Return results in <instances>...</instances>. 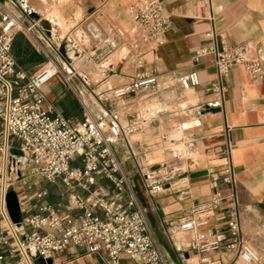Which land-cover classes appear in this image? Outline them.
<instances>
[{
  "label": "crops",
  "instance_id": "0c3cea01",
  "mask_svg": "<svg viewBox=\"0 0 264 264\" xmlns=\"http://www.w3.org/2000/svg\"><path fill=\"white\" fill-rule=\"evenodd\" d=\"M9 1L20 9V14L25 13L22 22L27 26L34 25L39 32L35 35L39 44L49 54L48 38L38 23L26 14L22 4L47 18L55 34L62 40L70 39L76 49L78 43L86 42L82 28L88 19L122 38L125 45L104 64V68L116 67V73L96 72L91 78L94 87L88 92L87 99L85 86L91 81L88 76L84 74L81 78L82 86H70L63 78V82H55L54 77L41 88L44 106H54L70 120H81L88 114L93 118L113 114L122 127L132 118H147L141 131L126 136L114 147V152L146 215L152 239L167 261L170 264H204L202 260L205 259L238 264L234 253L225 248L230 199L236 202L242 245L245 246L248 238L251 242L261 240L263 243L257 256L264 260V237L259 232V225H264V0H209V4L208 0H160L167 17V29L162 44L140 45L144 60L141 68L130 61V50L126 46L137 31L128 9L138 0ZM67 24L70 26L68 31L63 36L58 35ZM207 32H211L210 38L205 36ZM17 34L22 35L42 58L31 71H23L30 78L43 68L45 58L30 37ZM245 43L255 46L262 61V75L253 79L241 67L232 68L222 102L216 106L213 103L215 97L209 91L215 69L208 61L195 64L194 54L212 44ZM73 67H78V63ZM73 67L68 65V74ZM191 71L197 73L199 85L182 91L177 79ZM140 73L155 75L161 83L160 89L139 92L123 102L112 97L113 89L129 83ZM162 137L166 138L163 143ZM166 144L171 147L167 148ZM146 151L150 153L145 158ZM159 152L164 153L162 160H156ZM128 154L131 156L126 160ZM148 163L165 166L171 177L163 185L164 190L153 196L145 191L142 182ZM225 168L231 169L233 182L224 184L219 180L217 188L213 189L210 174H220ZM199 172H206V175L193 177ZM90 187V191L112 194L111 184L102 178ZM214 191H219L224 200L207 225L195 233H170V226L177 224L191 208L207 201ZM180 192L185 195L180 196ZM73 196L58 204L60 212L79 214L68 210ZM40 203L29 197V213H38ZM42 232L53 233L49 228ZM196 233H212L209 241L218 240L219 248L204 252L191 249ZM177 234L183 236L178 238ZM16 263L17 258L8 254L0 260V264ZM33 263L111 264L104 251L90 253L80 246H69L46 261L36 258ZM118 264L142 263L121 256Z\"/></svg>",
  "mask_w": 264,
  "mask_h": 264
},
{
  "label": "built area",
  "instance_id": "2783aa9c",
  "mask_svg": "<svg viewBox=\"0 0 264 264\" xmlns=\"http://www.w3.org/2000/svg\"><path fill=\"white\" fill-rule=\"evenodd\" d=\"M128 13L137 31L126 46L130 50V61L141 68L144 60L140 45L162 44L167 17L160 0H138L129 7ZM82 29L86 42L77 44V61L80 60L84 66L92 65V70L97 73L115 74L116 67L109 65L104 68V64L125 45L122 38L91 19L83 23ZM17 33L30 37L45 58L43 68L30 78L16 69L11 54V43ZM38 34L34 25L27 26L20 20L13 2L0 1V136L5 142L6 152L10 141L27 162L31 175L48 181L59 179L66 185L76 184L87 195L72 197L68 210L79 212L72 215L60 212L59 205L48 204L45 201L47 192L39 191L33 196L41 202L38 213L31 214L27 206L29 198H20V193H17L21 219L16 227L7 213L6 190L0 187V260L8 254L17 258L16 264H34L36 258L46 261L69 246H80L90 253L104 251L111 264H118L121 256L142 264H170L154 243L146 215L114 152V147L126 136L141 131L147 118H132L127 126L122 127L113 114H104L99 118L88 114L81 120H70L54 106H44L42 86L61 73L56 60L39 44L35 36ZM205 36L210 38L212 34L207 32ZM193 61L195 64L208 61L215 69V79L209 91L215 97L213 103L216 106L222 102L232 68L241 67L253 79L262 75V61L251 43L202 47L195 52ZM71 70L74 69L68 72ZM177 81L182 91L199 85L195 71L179 76ZM160 87L161 83L155 75L140 73L129 83L113 89L112 97L123 102L139 92L159 90ZM165 141L166 138L162 137L161 142ZM149 153L146 151L144 157ZM130 156L126 155V160ZM147 166L142 176L143 188L153 196L164 190L163 185L171 177L165 166L149 163ZM14 169L12 175L17 173V166ZM99 178L111 184L112 194L89 190ZM219 180L231 184V169L210 174L213 189L217 188ZM184 195L180 192V196ZM223 200L222 194L214 191L207 201L191 208L177 224L170 226V233L197 232L207 225ZM227 208L228 242L225 248L232 251L241 264H264L255 252L242 245L236 202L230 199ZM44 228L53 233L42 232ZM212 236V233H196L190 248L202 252L218 249V240L209 241ZM202 261L204 264H222L220 260Z\"/></svg>",
  "mask_w": 264,
  "mask_h": 264
},
{
  "label": "rangeland",
  "instance_id": "374dc122",
  "mask_svg": "<svg viewBox=\"0 0 264 264\" xmlns=\"http://www.w3.org/2000/svg\"><path fill=\"white\" fill-rule=\"evenodd\" d=\"M19 10H20L19 8L16 9V14L21 15L20 20L23 21V19L26 18L25 17L26 15L24 12H23V15L20 14ZM69 27H70L69 24H67L64 27V30L62 31V33H59L58 35L63 36L68 31ZM59 38L61 39V37ZM49 49L51 53L50 55L55 58L58 69L61 73V75L59 74L56 76V78L54 79L55 82H63L62 80V76H63V78L66 80V83L68 85L74 86L76 84L78 86H82L83 83L81 81L82 80L81 78L84 76V74H87L88 78L91 79L93 75L96 73L95 71L92 70V65L84 66L81 62L79 67H76V68L73 67L74 70H71V72L68 74L67 73L68 65L65 64V62L56 52V49L54 48L52 44L50 45ZM85 87L87 90V94L85 95V98L87 99L88 92H90V89L94 87L93 79H91V81L88 82V86H85ZM1 128L2 127L0 124V132H1ZM4 144L5 142L0 136V184L2 181V168H3V162H2L3 153L1 149L4 147ZM8 146H9L8 153H7L8 157L9 158H13V156L15 157L13 158L14 160L12 162V172L15 170L14 167L17 166V173L15 175H12V174L10 175L8 179V184L12 190L18 191L21 197L34 198L33 196H35V194H37L39 191L45 190L48 192L49 189H52V190L58 189L61 193V198H62L61 203H62L64 201H69L72 195L74 196L75 195H80V196L87 195V192L83 190L80 186H77L76 184L71 183V184L66 185L63 182H61L59 179H56L54 181H48L45 179H41L37 176L31 175L30 167L28 166L27 162L23 159V157H21L19 153H17L16 149L13 147L10 141L8 143ZM166 147L170 148L171 146L170 144H166ZM163 158H164V153L159 152L156 160H162ZM23 181L26 182L25 185L22 184ZM89 190H91V187H89ZM27 206L30 207V205H27ZM248 228H250V226H248ZM259 232H260V235L262 234V236L264 237V225L263 226L259 225ZM176 236L179 238L183 235L177 234ZM245 241H246V244L244 247H246L252 252H255L256 255H258L259 254L258 249L262 247L263 242L261 240L257 242H254V241L251 242L249 238L246 239ZM238 264H241L239 260H238Z\"/></svg>",
  "mask_w": 264,
  "mask_h": 264
},
{
  "label": "water",
  "instance_id": "95a60500",
  "mask_svg": "<svg viewBox=\"0 0 264 264\" xmlns=\"http://www.w3.org/2000/svg\"><path fill=\"white\" fill-rule=\"evenodd\" d=\"M35 21L38 23L39 27L42 29L50 43L54 46L57 53L67 62L68 65H73L78 60L79 55L72 41L68 38L62 40L54 35L52 32V26L47 20L39 18ZM203 175H206V172L196 173L193 175V177H199ZM5 204L11 223L18 227L21 219L19 201L17 193L11 188L6 190Z\"/></svg>",
  "mask_w": 264,
  "mask_h": 264
},
{
  "label": "trees",
  "instance_id": "16d2710c",
  "mask_svg": "<svg viewBox=\"0 0 264 264\" xmlns=\"http://www.w3.org/2000/svg\"><path fill=\"white\" fill-rule=\"evenodd\" d=\"M11 54L16 63V69L29 72L42 62L39 54L30 46L27 40L20 34L13 37L11 43ZM47 192V191H46ZM61 193L58 189H49L45 201L53 206L61 203Z\"/></svg>",
  "mask_w": 264,
  "mask_h": 264
},
{
  "label": "bare ground",
  "instance_id": "6f19581e",
  "mask_svg": "<svg viewBox=\"0 0 264 264\" xmlns=\"http://www.w3.org/2000/svg\"><path fill=\"white\" fill-rule=\"evenodd\" d=\"M22 6L25 9L26 14L29 15L30 17H32L33 19L38 20L39 18H43V19H45V20H47L49 22V20L47 18L41 17L40 15L32 12L31 10H29L28 8H26L24 6V4H22ZM52 32H53L54 35H56L55 32H54V30H53V28H52ZM76 62L78 63V67H79L81 61L79 60V61H76ZM13 160H14L13 158H9L8 157L7 152H6V149L4 147V149H3V158H2V162H3L2 181H1V184H0V187H2V190L3 191H5L8 188H10V186L8 184V179H9L10 175L12 174V162H13Z\"/></svg>",
  "mask_w": 264,
  "mask_h": 264
}]
</instances>
